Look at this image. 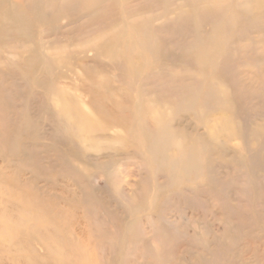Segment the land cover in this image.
Returning <instances> with one entry per match:
<instances>
[{
	"label": "rangeland",
	"instance_id": "1",
	"mask_svg": "<svg viewBox=\"0 0 264 264\" xmlns=\"http://www.w3.org/2000/svg\"><path fill=\"white\" fill-rule=\"evenodd\" d=\"M0 264H264V0H0Z\"/></svg>",
	"mask_w": 264,
	"mask_h": 264
},
{
	"label": "bare ground",
	"instance_id": "2",
	"mask_svg": "<svg viewBox=\"0 0 264 264\" xmlns=\"http://www.w3.org/2000/svg\"><path fill=\"white\" fill-rule=\"evenodd\" d=\"M77 123L80 128L84 131L85 134L89 135L92 131V125L88 122L87 119L77 118Z\"/></svg>",
	"mask_w": 264,
	"mask_h": 264
}]
</instances>
